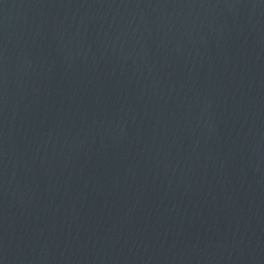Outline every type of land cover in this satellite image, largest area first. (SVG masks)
Returning <instances> with one entry per match:
<instances>
[{
    "label": "water",
    "instance_id": "95a60500",
    "mask_svg": "<svg viewBox=\"0 0 264 264\" xmlns=\"http://www.w3.org/2000/svg\"><path fill=\"white\" fill-rule=\"evenodd\" d=\"M0 264H264V0H0Z\"/></svg>",
    "mask_w": 264,
    "mask_h": 264
}]
</instances>
